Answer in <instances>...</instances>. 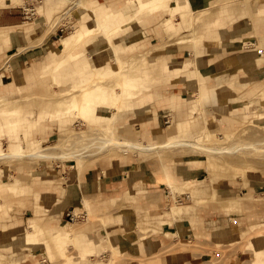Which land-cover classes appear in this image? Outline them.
I'll return each mask as SVG.
<instances>
[{
	"label": "rangeland",
	"instance_id": "obj_1",
	"mask_svg": "<svg viewBox=\"0 0 264 264\" xmlns=\"http://www.w3.org/2000/svg\"><path fill=\"white\" fill-rule=\"evenodd\" d=\"M7 1L11 2V5L23 7L26 9V13L24 12L23 14L25 15V17L23 18L24 22L21 25L15 27V29L17 28L18 31H21V29H23L24 27H36V29L39 27V29L33 34L30 33L24 35V39H21V41L19 42L18 51H24L27 47H30V45H38V41L42 35H44L42 42L44 39L48 38V36H51L54 40L53 44L55 46L58 45L61 42L63 36L69 34L79 26L78 24L80 23V21H82L83 16L91 14L94 7V5L91 3L88 4L87 7H84L83 2L85 0H62L61 5L51 9L48 15L42 16V14H44L43 12L47 10L46 6L48 5V3L46 0H18V4H13V0ZM86 1L88 2V0ZM131 1L133 2L134 0ZM136 1L138 2V0H135V2ZM177 1H179V3H186L187 7L184 14H180L182 18L177 19L174 29L162 30V28L159 26L161 20L169 17L168 11L161 12L159 15H156L155 13L150 14L143 20H134L131 29L133 28V31L134 29L135 31L137 30L138 34L135 36L132 35L131 37L128 36L126 37L127 39L124 38L126 40L122 39V41L120 42L127 45L135 38H139V35H146V37L137 41V46H139V48L133 46V48L129 49L128 45V47H126L128 51L125 50L121 53V60H130L131 56L142 55L144 58L148 59V63L145 64L148 65L150 69L152 67L156 68V66L161 67L164 65H170L173 68L175 64L181 65L183 66L181 67V69L183 70L179 73L184 71H192L196 73L197 83H195L196 87L193 89L196 95L199 92L198 84L201 76H203L202 82L208 90L215 89L217 91L218 88L222 89L223 91L218 93L220 102L217 105L211 106L206 103L199 104V106H196V110L192 109V104H197V99H194L192 102H185L181 95L178 100L181 113L176 109L166 108L161 112L162 119L158 127V133L160 135H154L153 138L148 137L149 135H143V138H140V140L149 143L163 142L166 136L171 133L170 129L174 125V122L182 121L183 119L184 121L181 122L182 125H187V123H189L191 127L193 125L194 131L198 130L202 127L204 118L207 117L211 120L212 123L210 131L215 132V134L217 135H213L210 140L205 141V145H210L209 143H212L213 145L214 143L217 147H224L223 151H219L213 156L207 155L205 151H200L198 153L199 149L193 148V150L195 149V151L197 152L194 153L195 151H193L192 148L188 146H175L168 149L166 148L167 152L164 150V153L162 154L157 155V153H152L149 155L145 154L146 156L143 155L146 158L143 156H137L133 150H127L125 152L123 149L124 147L120 149V147L117 148V146H111V148L109 147L110 149L108 148V150L103 151L99 148L101 142L97 139V135L103 133L105 129L107 130L106 125H103L100 122L82 120L81 114L79 113H67V115L55 114V109L58 108L59 105H63L62 98L65 97V99L67 98L66 100L79 98L83 83L85 82L86 85L89 86L92 82V79H86L85 77L81 76L83 73V69H79L77 73H74V76L76 77L75 80H71L70 76L62 77V72L65 71V68L63 66L62 68L55 67L54 65L52 66V68L50 67L45 70L41 78H37L33 81H30L28 76H23V78H21L12 74L15 84H13L14 86L11 85L10 87H8V89L10 90L7 91H14V93H9V98L0 97V146L3 148H7L10 144L16 143V141L24 146V135H17L16 129L7 130L6 125L19 127L20 131H27L29 126L31 124L35 125V123H38L40 120V116H42L43 121L38 125L33 126V129H30V127V132L27 137L41 138L42 142L39 149L45 153L53 154L54 152L55 155H58V153H61V151H68L73 152V154L67 155L64 158L55 157V155H53V157L31 156L0 159V165H2L4 168V171L0 173V186L10 183L14 176H17L21 180V182L24 177H28L27 175H23L22 177L18 176L17 174V168L22 163L37 162L39 164H42L44 162H56L60 164V170L58 172L54 169H50L48 172L42 173L41 176H38V174L35 173V175L33 174V176H31V178L26 181L30 183L34 181V179H39L35 181H37L38 183L41 182V187L38 185H36L35 187H38L39 190H41V188L46 190L42 191L39 196V191H26L24 193H11L10 191L4 193L0 192V210L6 213L9 212V215H4L3 221H1L0 223V230H21V232L18 234V236H20L25 234L28 230V216L39 214L42 219L46 221L49 220L50 213L60 207V204L58 202L60 196L57 195V193L59 194L62 186L65 187L68 185L70 187L73 184L72 181H74V177L71 172L74 168L72 167H76L81 174L85 170L93 168L95 165H97V163L106 161L109 165H115L117 167L116 171L122 172L126 169H130L131 167L119 166L129 164L136 159L140 160L153 158L156 161H159V163L161 164L167 160H186L188 162L192 159H200L196 163L195 161H191L189 165L191 168L203 167L204 171L201 175L202 177L183 179V185L181 187H178V189L176 190H172L170 187L165 185L170 190L169 192L171 197L168 203L164 204L159 213L151 214L152 217H149L151 221L147 219V221L142 222L143 214L146 212V210L142 209L138 204V191H134L133 187L130 188L131 191L128 188H123L119 193H115L112 196L105 198L106 205L102 208L100 207V209H95L90 204H88L87 201L75 203L72 206L67 207L66 209H73L74 211L76 210L77 213L83 212L85 213L83 217H78L74 220H69L67 217H64L60 219V221L51 220L50 223L49 220L48 223L45 222L44 224L46 225L43 226L45 227V230L42 234L39 235V238L41 239H39L37 243H26L21 246L20 251H15V249L13 250L12 248L4 250L0 264H13L10 261H12V258L14 256H20L21 258H24L22 259L23 261L21 262V264H49V256H47L48 252L46 251L45 244L41 240L58 229L62 223L68 222V220L70 222L80 224L79 226H83L82 230H84L88 236L92 237V239L100 241L102 240L104 241V243L108 242L110 245L112 243L116 247H118V244L117 242H115L116 240L113 237H117L118 235L121 238H131L126 234L128 229H130L127 227V224H130L131 227L136 230L135 232L137 234V237H135V239L131 241L137 242L142 237L141 233L144 235L147 233L145 236L154 237V247L156 245L157 249L160 248L150 255H145L143 253H141V255H133L127 250L128 254L123 253L120 256L116 257V264H176L166 260L165 258H163V256L167 253H173L177 249L182 247H188L189 253L188 256H186L185 260L181 259L180 261H178V264H231V261H233L234 259H239L240 264H247V262H249L252 257V249L249 245H247V243L245 242L246 240L243 237L239 236L242 234L243 230L249 228L251 224L246 220L247 212L245 209H243L244 205L248 203L256 205L259 202L264 201V156L262 155V153L264 154V142H261V139L264 138V127H260L261 122L260 120L255 119L256 113L253 110V107H255V110L257 112L264 111V74L259 77L260 79L256 77L255 83L251 85L250 83L242 82L238 77L239 73L242 72V69L240 68L237 74L231 75L230 78H228V80H226L222 84L215 85L212 82V78L209 73H212L215 71V69H217L216 65L214 64L215 66H213L212 63L214 59H216V57L219 55L217 53L225 51L224 48L217 47L218 40L219 38L223 37L222 32H224V30H221L219 34L215 31V34L208 38H206L205 31L213 28L211 27V24H213L214 21L220 18L228 21L227 23H231L234 14L236 15L237 13L239 14L241 11H244V7L254 6L253 1L255 0ZM126 3L127 0L124 1L122 7ZM257 3L256 6L263 10L264 3L261 6H258ZM122 7H120L119 9H121ZM247 13L251 14L252 17L254 16V18L258 16L257 14L255 15L251 12ZM193 16L196 18L194 19V21H191V17ZM258 18L261 19V22H264V15L258 16L257 19ZM254 36H256V34L252 36L242 35L235 38L238 39V46H236V49H243L247 44L252 45L254 43ZM97 40L96 42L92 43L91 47L87 50L88 54L90 55L89 58L91 64L94 66L108 64L115 67L116 64L111 55L110 45H112L115 49V46L119 45V42L115 40H108V50H106L105 52L96 53V50H98L100 46H103V43ZM99 40L103 41V38H99ZM256 47H260L258 41H256ZM7 48L8 47L6 45H2L0 49L5 50ZM232 48L233 47L228 46V50ZM88 54L84 55V57L86 56L85 59H88ZM207 59H210L209 63H207ZM12 60L13 58H11V61ZM134 64L135 63H131L130 66ZM140 67H142V65H140L138 68ZM10 68L12 70L14 66L11 65ZM87 68L88 67H85L84 69ZM71 69L72 68L70 66V74H72ZM129 69L132 70L131 67ZM56 77L59 78V83L55 82ZM113 78L114 76L108 77L106 79L108 81L104 82L103 84L105 87L114 88L116 92V88L118 86L117 82L119 81V78ZM232 82L234 83L232 84ZM153 84L154 83L149 84L150 89L149 91H146L145 94H148L147 92H150L149 95H151ZM172 86H170L171 89L160 91V95L166 96L172 94ZM56 88L58 89V91H56ZM58 97H62L60 102L59 99L58 101H56ZM225 98H227V101L225 100ZM137 99V97L127 98L125 100L126 104L123 106V111L135 110L132 103ZM151 104L152 103H149L147 108ZM234 105H239L238 108L240 110H232V107ZM40 111L43 112L40 113ZM141 111L143 110H140L139 112ZM186 113L188 114L187 116ZM199 115H201L202 117H199ZM59 122L65 124L61 126ZM120 123L121 118L118 117L113 125L114 131L116 132L117 136L129 138L120 132ZM171 123L173 125L171 127H167ZM253 124L258 126H255ZM52 127L55 129L54 132H52ZM240 129L241 131H244L245 129L247 130V132L244 134L243 132L239 131ZM80 132H86L87 135H84V137L88 136L87 138L89 140H82L84 142L80 143L77 137ZM223 133L232 134V138H236L237 135H239L240 137L238 136V139H229L230 137H228V139L226 140L227 137H220L221 135H223ZM235 133L236 136L234 137ZM76 134L78 135L76 136ZM62 135L66 137V141L67 137L71 135L72 136L70 137V139H74L75 137L73 135H75L78 140H68V142L70 141V143L72 144H68L67 142L63 143ZM181 138L187 137L181 136ZM216 138L217 140H215ZM60 140H62L63 147L65 146L64 149L67 151L62 150L63 147L59 146L61 144ZM73 141H77V144H74ZM56 142V146L58 145L60 149L58 150V147L56 146L53 147H56L58 152L57 150H55L56 148H51V145H54ZM73 144L74 146H72ZM66 146L70 147L68 148ZM232 146L234 147L230 149V147ZM47 148H51L50 151L47 150ZM189 151L191 152L190 154ZM79 152H83V154L85 155L80 156L77 154ZM258 153H261L260 155H262L263 158L262 156L258 155ZM238 154L241 156H239ZM244 155H247V158L250 161H248L246 156ZM257 155L259 157H257ZM241 157L243 158L244 163L242 162L243 160H239L243 164H240L238 160V158ZM228 160H231L230 162L232 163L234 160L235 163H233V166L223 167L221 171L223 172V174L216 176L215 178H211L209 176L206 170V164L208 161H213L215 163H222V161H226V163L223 164L227 165ZM244 164L245 166L247 164L249 166L244 168ZM217 167L221 168L216 164L214 168L216 169ZM63 171L64 173H62ZM130 173L131 169L127 172V174ZM57 185L59 186V190L58 188H56ZM227 186L233 189L235 192L224 195L218 192L217 188ZM34 192L37 194L34 195ZM189 193H192V195L188 196ZM24 195L25 197L29 198V201H25V203H22V201L20 202L18 199L22 198V196ZM162 195L164 197V193H162ZM8 196L13 199L15 198V200L11 202L6 201V197ZM179 200H182V203H180ZM234 202H241L242 208L226 211L225 208H230L231 203ZM37 204H42V209L40 211H36ZM187 205L188 207L185 208V206ZM177 206L182 207V212L175 215L173 214L172 210ZM213 209L229 214L234 213L238 216V219H234L231 223H229L232 231H234L236 235L235 239H232L231 241H224V239L215 240V238H212L211 236L209 239H206L205 235H201V241L197 240L196 238L190 240H182L178 238L177 233L174 232V235L168 237L169 242H164V233L169 230L163 231V228L166 224H172L173 222L171 220L174 221L176 219L185 218L192 223H197L198 220L195 217L196 215H198L199 213L204 214ZM160 213H162L163 216L158 218ZM88 215H90L91 217H97L89 219ZM161 219H163L164 221H162ZM130 220H132V222ZM168 220H170V222H168ZM78 221L81 223H79ZM100 221H102L103 223H101ZM14 224L20 225L15 229L7 228L8 226ZM241 239H244L243 241L247 247L244 246V244H240L242 248L238 250L236 248L238 247L237 245H239L238 242L241 241L242 243ZM156 240L159 241L158 244L155 243ZM184 241L185 243H183ZM203 241L206 242L203 243ZM200 242H202L203 244ZM197 243L201 245H195ZM69 244L70 245L67 246L69 250L68 252L73 250L71 251L73 253L70 252L71 254H73L74 256L79 254V250H77V253L74 254V251L77 248V243L70 241ZM240 245L239 248L241 247ZM72 246H75L74 249L72 248ZM244 247L247 249H245ZM112 254L113 252L111 250H107L104 253H100V251L95 252L94 255L87 257L78 264H110ZM150 256H156V258L153 259V261L148 262V260H150ZM159 258H161L163 262L158 263Z\"/></svg>",
	"mask_w": 264,
	"mask_h": 264
},
{
	"label": "bare ground",
	"instance_id": "obj_2",
	"mask_svg": "<svg viewBox=\"0 0 264 264\" xmlns=\"http://www.w3.org/2000/svg\"><path fill=\"white\" fill-rule=\"evenodd\" d=\"M88 4L90 3L87 2L86 0L83 2L84 7H87ZM186 7H187L186 3H179V1L177 0H138V2L137 1L135 2V0L133 2L131 0H127V3L121 9H118L115 11H111L110 9L98 8V7L95 8L94 6L91 14H88L87 16L82 17V21H80V23L78 24L79 26L76 29H74L72 32L62 37V40L56 52H54V54H52L51 58L48 60L47 69L50 67L52 68L53 65L55 67L62 68L63 66L65 68V71L62 72V77L71 76L72 74L77 73L79 69H83V73L81 76L85 77L86 79H92V82L90 83L89 86H87L85 82L83 83L79 98L66 100L67 98L65 99V97L64 98L58 97L56 101H58L59 99V102H60L62 98L63 105L62 106L59 105V107L55 109L56 111L55 114L67 115V113L69 114L79 113L81 114L82 120L100 122L103 125H106L107 130L105 129V131L100 134L97 133L99 135L96 134L97 139L101 142L99 148L103 151L108 150V148L109 147L111 148V146L112 147L117 146V148L120 147V149L124 147L123 149L125 152L127 150H133L137 156H143L145 154L149 155L152 153L153 154L157 153V155L162 154L164 153V150L167 152L166 148L168 149V148L175 147V146L177 147L188 146L192 148V150L193 148L199 149L198 153L200 151L201 152L205 151L207 155H213V156L215 153H218L219 151H223L224 147H217L215 146L216 144L214 143H213L214 146L212 145V143H209L210 145L208 144L205 145L206 144L205 141L210 140L213 137V135L215 136L217 135L215 134V132L210 131V128L212 127V123H211V120L207 117L204 118L202 127L198 130H195L196 132L193 129V125L192 127L191 125H189V123H187V125H182L181 122L184 121V119L182 121L174 122V125L171 123L169 126H167V127H171L173 125L172 128L170 129L171 133H169L166 136L163 142H159V143L157 142L149 143V142H144L140 139L132 140V139H129L123 136L120 137V136H117L116 132L113 129V125L118 118V114L123 111V106L126 104L125 100L127 98L137 97L138 99L132 103L133 108L137 111L143 110V108L151 101V98L149 96L150 92H147L148 94H145L146 91H149L150 89L149 84L154 83L153 84L154 86H158V85H166V84L174 83L173 81H176V83H179V82L183 83V80L181 78L177 79L178 76L176 75L177 73L183 70L181 69V67L183 66L175 64L173 68L170 65H164V66L156 67V68L152 67L150 69V67L146 65L148 63V59L144 58L142 55L131 56L130 60L122 61L121 60L122 57L119 54L120 47L115 48V57L113 58L116 64L115 67L110 66L108 64H105V65L102 64L99 67L95 68L91 66V63H89L87 59H85L86 56L84 57V55L88 53L87 50L91 47V44L89 42L93 39L103 38V41L100 40V42L103 43V46H100L98 50L96 51L106 50L107 47H109L108 40L118 41L119 46L125 44L120 41L130 36V34L133 32V28L131 29V27H132V23L134 22V20L135 19L143 20L147 16L153 13H155L156 15H159L161 12L168 11L169 17L161 20L159 23V26L162 28V30L174 29L177 19L182 18L181 15L184 14ZM256 14L258 16H261L260 14L257 13V10H255V15ZM195 18L196 17L194 16L191 17V21H194ZM139 37L141 36L139 35ZM209 62H210V59H207V63ZM131 63H135V64L130 66ZM140 65H142V67L138 68ZM70 66L72 68L71 69L72 74H70V70H69ZM85 67H88V68L84 69ZM130 67L132 68V70L129 69ZM221 68H224V66L221 65ZM113 76H114L113 79L119 78V81L117 82L118 86L116 88V92L114 88L105 87L103 84L104 82L108 81L106 80L108 77H113ZM28 78L30 81H33L36 79V75L29 74ZM202 80H203V76H201L199 79V84H198L199 92L197 95L193 90H190L186 92L184 95H182V98L185 102H192L194 99L195 100L197 99V104L195 105L192 104L193 105L192 109L194 110H196V106H199V104L206 103L211 106L217 105L220 102V99L218 98V93L223 91L222 89H218V88H217V91L215 89L208 90L207 87L204 86ZM55 82L59 83L58 77H56ZM233 83L234 82H232V84ZM117 90H118V93H117ZM56 91H58V89ZM0 97L5 98L1 94H0ZM58 103H57V106H58ZM238 107L239 105H234L232 107V110H240ZM176 109L178 112L181 113L180 104L177 105ZM253 110L256 113L255 119L260 120L261 122L260 127H264V111L257 112L255 110V107H253ZM41 112L43 111H40V113ZM187 115L188 114L186 113V116ZM199 117H202V116L199 115ZM42 121H43V118L42 116H40L39 122L35 123V125L31 124L29 128L31 127L30 129H33L32 128L33 126L38 125ZM255 126H258V125H255ZM6 128L7 130L16 129L17 135L19 134L24 135L25 141H24V146L21 145L17 141L16 143L10 144L7 148H3L0 146V159L21 158V157H31V156L33 157H51L52 156L53 157V155H55L54 152L53 154H50V153H45L39 149L41 147V142H42L41 138L27 137L30 132L29 128L27 131H20V128L16 126L6 125ZM239 131H241V129ZM241 132L245 134L247 130L244 129V131L242 130ZM82 133L83 132H80L79 134L80 137L78 134H76V136L78 135L77 137L80 143L84 142L82 140L86 141V139H88L87 138L88 136L84 137V135H87V133L84 132L85 134L83 133V136H82ZM236 133L234 134V137L236 136ZM71 136L67 137V141L65 139L66 137L63 136V143L67 142L68 144H72L70 143V141L68 142V140H71V139L78 140L75 135H73L75 137L74 139L73 138L70 139ZM181 136L182 137L185 136L187 138H181ZM231 136L232 134L223 133V135H221L220 137H227L226 140L228 139V137H230L229 139H236V138L238 139L239 135H237L236 138H232L233 136L232 137ZM215 140H217V138ZM57 142L54 145H51L52 146L51 148H54L53 146H56ZM60 142L61 144L59 146L63 147L62 140H60ZM261 142L262 143L264 142V138L261 139ZM75 143L77 144V141H75L74 144ZM74 144L72 146H74ZM59 146L58 145L56 146L58 147V150L60 149ZM64 147L62 148V150H65ZM233 147L234 146L230 147V149H232ZM50 149L47 148V150L49 151ZM195 149L193 151H195ZM55 150H57V148ZM59 153L58 155H55V157L64 158L67 155L73 154V152H68V151L67 152L61 151V153L60 154ZM93 153H96V152H93ZM190 153L191 152L189 151V154ZM194 153H197V152L195 151ZM77 154L80 156L85 155L83 154V152H79ZM260 154L258 153V155ZM258 155L257 157H259ZM262 155L264 156L263 153ZM244 156H246L247 158V155H244ZM239 159L243 160L242 157L238 158V160ZM199 160L200 159L198 160L193 159L191 161L192 162L195 161L196 163ZM230 161L231 160L227 161L228 163L227 165L223 164V163H226V161L225 162L222 161V163H215L213 161H208L206 164L207 173L209 174L211 178L212 177L215 178L216 176L222 175L223 172L221 171L223 167H226V166L231 167L233 166V163H235L234 160H233V163ZM242 162L244 163V160ZM242 162H240L239 160L240 164ZM216 164L217 166H220L221 168L217 167L215 169L214 166ZM248 164L246 166L244 164L243 167L245 168L249 166ZM3 171H4V168L2 165H0V173H2ZM152 183L153 184H164L170 187L172 190H176L178 189V187H181L183 185V179H181L180 177L176 176L173 173L172 168H171V163L164 164L163 162L160 172L156 173L155 176L152 177ZM32 184L33 183L24 184L21 182V180L17 176H14V178H12L10 183L0 186V192L4 193L7 191H10L11 193H24L26 191H31V189L33 188ZM190 195H192V193L188 194V196ZM179 201L180 203H182L181 202L182 200H179ZM187 207L188 205L185 206V208ZM36 211H40V210L37 208ZM172 212L173 214L177 215L182 212V207H179V206L174 207ZM74 213L78 214L76 210L74 211ZM88 217L90 219V218L97 217V216L91 217L90 215H88ZM48 221L49 220L46 221L42 219V217L39 214H35L33 217L28 216L29 226L25 234L20 235L18 237H14V238L0 239V263L2 260V254L4 250L12 248L13 250L15 249V251H18V250L20 251L21 246H23L26 243H29V242L37 243L38 240L41 239L39 238V235L42 234L45 230V227L43 226L46 224L44 223L45 222L48 223ZM85 222H86V219H85ZM100 222L103 223L102 221ZM50 223H51V220H50ZM79 225L80 224L73 223L68 220V222L62 223L58 229H56L51 234L47 235L45 238L41 240L46 246V251L48 252L46 253H47V256H49L48 258L49 264H78V263H81V261L86 259L87 257L94 255L95 252L100 251V253H104L107 250H111L113 252L111 256L110 264H116L115 262L116 257L120 256L123 253L128 254L127 249H126L127 247L119 248L113 245L112 243L110 245L108 242L104 243V241L102 240L101 241L94 240L92 239V237L88 236L84 230H82L83 226H79ZM127 227L130 229H128L126 234L129 237H131L127 239L134 240L135 237H137V234L135 232L136 230H134V228H132L130 224H127ZM141 235H142L141 239L146 237L142 233ZM172 235H174V232L166 231L164 233V236H165L164 242H169L168 237H171ZM200 237L201 236H196V239L200 240ZM223 238H224V241L232 240L231 237L228 235L224 236ZM243 238L246 240L245 242L247 243V245H249L252 249V257L249 260V262H247V264H264V222L258 221V223L256 225H253L251 227L250 232L245 234ZM243 240H242V243L240 241L238 242V244L239 245L244 244V246H246ZM70 241L77 243L76 245L78 249L77 248L75 249L76 252L74 251V254L77 253V250H79L78 251L79 254H77L79 256L76 255L77 256L76 257L73 254H71L73 253L71 252L73 250L70 251L71 253L68 252L69 250L67 246L70 245L69 244ZM205 242L206 241H203V243ZM155 243L158 244L159 241L156 240ZM183 243H185V241ZM195 245H201V244L197 243ZM239 245H237L238 247L236 248L238 250L242 248L241 245H240L241 247L239 248ZM74 247L75 246H72L73 249ZM189 248H192V247H189ZM185 249L189 250L188 247H182V248L177 249L176 251H182ZM155 258L156 256H150V260H148V262L153 261V259ZM22 259L24 258H21L20 256H14L12 258V261L10 262H12L13 264H21V262L23 261ZM161 262H162V259L159 258L158 263H161ZM103 264H106V263H103ZM231 264H240V261L239 259H234L233 261H231Z\"/></svg>",
	"mask_w": 264,
	"mask_h": 264
},
{
	"label": "crops",
	"instance_id": "obj_3",
	"mask_svg": "<svg viewBox=\"0 0 264 264\" xmlns=\"http://www.w3.org/2000/svg\"><path fill=\"white\" fill-rule=\"evenodd\" d=\"M17 1L18 0H13V4H18ZM46 1L48 3V5L46 6L47 10L43 12L44 14H42V16L48 15L51 9L56 8L62 4V0ZM124 1L126 0H88V2L93 4L95 7L110 9L111 11H115V9H119L120 7H122ZM256 3L257 0L253 1L254 6L244 7V11H241L236 15L234 14L231 23H227L228 21L220 18L214 21L213 24H211V27L213 28L206 30V38L213 36L215 34V31L219 34L221 30H224V32H222L223 37L219 38L217 47L224 48L225 51L217 53L219 55L212 62L213 66L216 65L217 69H215L214 72L209 73L212 78V82L215 85L222 84L223 82L228 80L231 75L237 74L240 68L242 69V72L239 73L238 77L242 82H247L251 85L255 83L256 77L259 78L262 74H264V22H261V19L254 18V16L252 17L251 14L247 13L251 12L255 14V10H257L258 14H260L261 16L264 15V9L262 10L257 7ZM263 3L264 0H258L257 5L261 6ZM24 9L25 8L23 7L11 5V2H8L7 0H0V48L2 45H6L8 47L5 50L0 49V94L3 95V97H8L10 95L9 93H14V91H7L10 90L8 89V87L15 84L12 74L21 78H23V76L26 77L29 74H32L36 75V79L41 78L43 76L42 73L47 70L48 60L51 58L52 54L56 52L60 44L59 43L55 46L53 44L54 40L51 36H48V38L44 39L42 42V39L44 38V35H42L38 41V45H30V47H27L24 51H18L19 42L21 41V39H24V35L30 33L33 34L39 29V27L37 29L36 27H24L23 29H21V31H18L17 28L15 29V27L21 25L24 22L23 18L25 17V15L23 14L26 11V9ZM137 34V30L135 31L134 29V31L130 34V37ZM255 34L256 36H254V43L252 45L247 44L243 49H236V46H238V39L235 38L242 35L252 36ZM145 37L146 35L135 38L127 45H117L115 47H120L119 54L121 55L123 51H128V49L126 48L128 47V45L129 49L133 48V46L139 48V46H137V41ZM96 40L97 39H93L89 43L92 44L96 42ZM97 41L100 40L98 39ZM256 41L259 42L260 47H256ZM110 46L111 55L112 58H114L115 49L112 45ZM228 46L233 48L228 50ZM106 50H108V48ZM106 50L96 51V53L105 52ZM89 56L90 55L88 54L87 61L91 63ZM11 58H13L12 61ZM11 65L14 66L12 70L10 68ZM221 65H223L224 68H221ZM91 66L95 68L99 67L92 64ZM176 75L178 76L177 79L181 78L183 80V83H176V81H173L174 83L166 85H153L152 93L151 95H149L151 98V101L149 103L152 104L148 108L147 106L149 105V103L143 108V111L141 112L137 110H125L118 114V117L121 118L119 130L122 134L131 139H140L143 138V135H149L148 137L150 138H153L154 135H160L158 133V127L162 119L161 112L166 108L176 109L177 105L179 104V97L181 95H184L185 92L193 90L196 87V73L192 71H184L179 74L177 73ZM70 77L71 80H75L76 78L74 74H72ZM170 86H172L173 89L172 94L166 96L160 95V91L171 89ZM225 100L227 101V98H225ZM59 123L61 126L65 124L62 122ZM54 130L55 129L52 127V132H54ZM190 162L191 160H189L188 162L186 160H167L164 161V164L171 163L173 173L182 179L202 177L201 175L204 171V168H191L189 165ZM119 167H131V173L127 174L130 169L118 172L116 171L117 167L115 165H109L106 161L97 163V165H95L93 168H89L81 174L76 167H72L74 168L71 172L74 177V181H72L73 184L70 187L68 185L65 187L60 186L61 190L59 191V194L57 193V195L60 196V199L58 201L60 207L50 213L49 220L60 221V219L66 217V208L78 202L80 203L83 201H87V203L95 209H100V207L102 208L106 205L105 198L110 197L115 193H119L123 188H128L131 191L130 188L132 187L134 191H138V204L142 209L146 210V212L143 214L142 222L147 221V219L150 220L149 217H152L151 214L159 213L164 204H167L171 197L169 192L170 190L165 185L152 183V177L156 173L160 172L162 164L159 163V161L150 158L140 160L136 159L129 164ZM50 169H54L58 172L60 170V164L56 162H44L42 164H39L37 162H26L18 166L17 174L18 176L22 177L24 174L25 176L27 175L28 177H24V179L22 178V183H33V188L31 189V191H39V196L42 191H46L45 189L41 188V190H39L38 187H35L36 185L40 186L41 182L38 183L37 181H35L39 179H34V181L30 183L26 181L29 180L31 176H33V174L35 175L36 173L38 174V176H41L42 173H46ZM62 173H64V171ZM56 188H58L59 190L58 185ZM217 190L222 195L235 192L228 186L219 187L217 188ZM35 192L34 195L37 194ZM162 193H164V197ZM13 200H15V198L13 199L10 196L6 197V201L11 202ZM18 200L20 202L22 201V203H25V201H29V198L25 197L24 195ZM37 207L39 208V210H41L42 204H37ZM237 208H242L241 202L231 203V207H226L225 210L231 211ZM243 209H245L247 212V222L251 224L249 228L243 230L242 234L239 237H243L245 234L249 233L251 227L253 225H256L258 221L264 222V201L259 202L256 205L248 203L244 205ZM5 214L9 215V212L6 213L0 210V223L1 221H3ZM30 216L33 217L34 215ZM161 216H163L162 213L159 214L158 218ZM195 217L198 220L197 223H192L185 218L176 219L174 221L171 220L173 223L166 224L163 228V231L169 230L171 232H176L177 237L182 240L194 239L196 238V236L201 235H205L206 239H209L211 236L212 238H215V240H223V237L227 235L230 236L231 239L236 238L234 231H232L229 225V223H231L234 219H238V216L236 214H229L213 209L204 214L199 213ZM161 220L164 221L163 219ZM130 221L132 222V220ZM168 222H170V220H168ZM19 225L20 224H14L8 226L7 228L15 229ZM20 232L21 230H0V239L18 237V234ZM113 238H115V242H117L119 248L127 247L126 249L128 250V252L133 255H141V253L150 255L160 249L154 247L153 236H146L137 242L131 241L126 238H121L118 235L117 237L115 236ZM188 253L189 251L185 249L182 251L167 253L163 256V258L171 261L172 263L178 264V261H180L181 259L185 260L186 256H188Z\"/></svg>",
	"mask_w": 264,
	"mask_h": 264
},
{
	"label": "built area",
	"instance_id": "obj_4",
	"mask_svg": "<svg viewBox=\"0 0 264 264\" xmlns=\"http://www.w3.org/2000/svg\"><path fill=\"white\" fill-rule=\"evenodd\" d=\"M84 215H85V213H83V212H79L78 214L74 213L73 209L67 210V212H66V217L69 220H73V219L78 218V217H83Z\"/></svg>",
	"mask_w": 264,
	"mask_h": 264
}]
</instances>
